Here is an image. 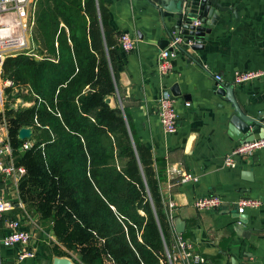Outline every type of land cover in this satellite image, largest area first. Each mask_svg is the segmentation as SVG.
Returning <instances> with one entry per match:
<instances>
[{"label":"trees","instance_id":"1","mask_svg":"<svg viewBox=\"0 0 264 264\" xmlns=\"http://www.w3.org/2000/svg\"><path fill=\"white\" fill-rule=\"evenodd\" d=\"M117 35L101 0H37L36 56L18 53L1 65L2 80L13 83L7 98L31 104L5 103L0 121L14 164L25 168L18 180L25 209L57 241L45 248L49 256L72 253L77 264H166L164 163L139 141L118 102L106 101L116 99L123 52ZM25 126L31 146L21 153L25 140L17 134Z\"/></svg>","mask_w":264,"mask_h":264},{"label":"crops","instance_id":"2","mask_svg":"<svg viewBox=\"0 0 264 264\" xmlns=\"http://www.w3.org/2000/svg\"><path fill=\"white\" fill-rule=\"evenodd\" d=\"M101 1L109 10V23L115 32H127L136 38L134 50L118 56L117 100L109 98L111 104L118 102L126 112L139 141L164 163L165 179L160 181L159 189L163 196L170 195L176 202L170 221V244L181 235L208 264H264V149L250 158H236L235 167L223 166L224 155L240 140L229 134L232 103L213 89V75L218 73L230 86L239 108L246 114L261 113L264 125V78L242 86L229 85L237 71L264 68V0H220L231 10L219 14L200 49H192L193 42L186 39L164 75L158 72L157 57L168 44L164 41L177 33L172 28L173 19L162 18L154 0ZM173 85L178 86L180 93L176 96L179 119L177 130L165 133L158 119L157 101L160 91ZM15 101V105L19 104V98ZM186 101L190 106L184 105ZM3 110L0 107L1 113ZM0 122L4 125L3 120ZM252 133L257 137L263 130L255 127ZM4 134L7 136L6 127ZM2 159L8 162L6 156ZM168 167L191 173L198 180L174 184L166 174ZM0 188L3 197L14 204L2 221L21 219L32 234L35 249V257L18 261L19 246L1 247L0 261L48 264L54 255L49 256L45 248L56 243L52 231L42 227L38 214L25 209L17 181L0 175ZM210 191L228 202L248 196L262 198L263 204L239 215L229 205L213 212L195 209L194 199ZM239 218L244 223H238ZM5 230L6 223L0 226L1 232ZM47 233L48 240L44 236Z\"/></svg>","mask_w":264,"mask_h":264},{"label":"built area","instance_id":"3","mask_svg":"<svg viewBox=\"0 0 264 264\" xmlns=\"http://www.w3.org/2000/svg\"><path fill=\"white\" fill-rule=\"evenodd\" d=\"M37 0H0V107L2 108L3 97L2 88L12 86L11 80L1 78V65L3 60L8 56H14L18 53L36 56V45L32 40V32L35 25ZM199 20L195 21L198 24ZM118 44L124 52L132 51L135 48L136 38L131 37L127 32L118 35ZM187 41L179 33L173 34L169 39L167 46L161 49L157 57V69L161 75L166 74L171 69V61L176 56L177 51L184 42ZM191 41V40H189ZM34 44V45H32ZM32 48L30 51L29 49ZM34 53V54H33ZM264 78V68L237 71L234 73L231 86H242L251 81ZM215 82L228 85L222 76L214 73ZM25 93L29 91L27 87L22 89ZM19 104L28 106L31 103L22 102ZM185 106H190V102H184ZM157 115L165 133H173L177 130L179 114L176 109V96L170 89L164 88L160 91L157 101ZM31 146L30 140H25L22 144L21 151ZM264 149V135L254 137L251 140L243 141L232 147L223 157V166H237L236 158H250L256 151ZM6 156L8 162L2 159ZM25 173V168L15 165L12 162V148L8 141V137L0 132V175L11 177L15 181ZM166 174L174 184L196 182L198 177L181 171L179 168L168 167ZM173 184V185H174ZM172 185V184H171ZM161 191V190H160ZM162 203L167 212L169 221L173 219V210L176 207L175 200L170 196L160 192ZM193 206L198 211H218L224 206H233L238 214H244L248 209H258L262 206L263 200L260 197L241 196L234 202L224 200L219 194L210 191L204 195L196 197ZM13 203L3 197L0 188V226L7 224L5 232L0 231V248L19 246L21 249L17 255V260L22 261L27 258L35 257V249H33V237L28 228L19 218H11L8 221H2L5 212L13 208ZM238 223H241L237 220ZM43 232V230H42ZM48 240V233L44 235ZM57 242V241H56ZM166 264H208L205 257L196 253L192 243L182 237L175 236L172 244L165 247ZM77 263L74 255L71 257ZM162 263V261H161ZM163 264V263H162Z\"/></svg>","mask_w":264,"mask_h":264},{"label":"water","instance_id":"4","mask_svg":"<svg viewBox=\"0 0 264 264\" xmlns=\"http://www.w3.org/2000/svg\"><path fill=\"white\" fill-rule=\"evenodd\" d=\"M154 5L158 9L162 18L169 17L173 19L172 28L175 32L181 34L183 38L191 40L192 49H200L202 44L207 40V35L211 32L220 18V13L226 10H231L230 7L221 5L220 0H154ZM199 20L198 24L195 21ZM163 42V41H162ZM167 44V41H164ZM230 86L215 82L213 89L221 95L228 97L234 107V113L229 119L228 129L229 134L240 142L248 141L254 138L252 129L261 127L264 135V125L260 121L261 113L257 115L244 113L237 105L233 92ZM174 96L179 95L177 85L170 88ZM106 101L111 105L116 104L108 97ZM17 137L21 140H30L32 137V129L30 127H21L18 130ZM22 150L21 153H24ZM239 215V214H238ZM237 215V216H238ZM241 223H244L242 218H239ZM240 225V224H239ZM48 263V261H47ZM49 264H76L68 256H52Z\"/></svg>","mask_w":264,"mask_h":264},{"label":"rangeland","instance_id":"5","mask_svg":"<svg viewBox=\"0 0 264 264\" xmlns=\"http://www.w3.org/2000/svg\"><path fill=\"white\" fill-rule=\"evenodd\" d=\"M32 45H34V44H32ZM35 49H36V48H35ZM29 50H30V51L32 50V52H34L32 48H30ZM34 53H35V52H34ZM34 53H33V54H34ZM28 56H33V55L31 54V55H28ZM36 58H38V57H36ZM5 88H6V87H3V88H2V97H3V103H2V105H3V107H4L5 103H9L12 107L18 105V104L15 105V103H16L15 99H14L13 102H12L11 99L7 98V96L5 95ZM3 111H4V110H3ZM4 125H5V126H4ZM4 125H2V122H0V129L2 130L1 132H3V133L5 132L6 124L4 123ZM6 129H7V128H6ZM70 255H73V254L70 253ZM51 258H52V257H51Z\"/></svg>","mask_w":264,"mask_h":264}]
</instances>
